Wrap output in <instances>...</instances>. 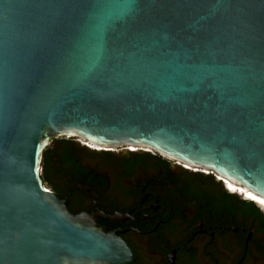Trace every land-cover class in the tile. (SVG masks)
Wrapping results in <instances>:
<instances>
[{
    "label": "water",
    "instance_id": "water-1",
    "mask_svg": "<svg viewBox=\"0 0 264 264\" xmlns=\"http://www.w3.org/2000/svg\"><path fill=\"white\" fill-rule=\"evenodd\" d=\"M64 138L264 201V0H0V264L133 260L43 183Z\"/></svg>",
    "mask_w": 264,
    "mask_h": 264
},
{
    "label": "flooded vegetation",
    "instance_id": "flooded-vegetation-1",
    "mask_svg": "<svg viewBox=\"0 0 264 264\" xmlns=\"http://www.w3.org/2000/svg\"><path fill=\"white\" fill-rule=\"evenodd\" d=\"M73 155L75 173L49 189L116 233L132 251L127 264H264V211L244 206L248 192L144 150L74 140Z\"/></svg>",
    "mask_w": 264,
    "mask_h": 264
},
{
    "label": "trees",
    "instance_id": "trees-1",
    "mask_svg": "<svg viewBox=\"0 0 264 264\" xmlns=\"http://www.w3.org/2000/svg\"><path fill=\"white\" fill-rule=\"evenodd\" d=\"M73 150L74 140L64 138L54 140L52 145L43 151L41 178L46 188H56L54 178L59 173L62 172L69 177L75 173ZM229 196L226 194V197ZM244 206L253 211V216L260 215V211L254 203H244Z\"/></svg>",
    "mask_w": 264,
    "mask_h": 264
},
{
    "label": "bare ground",
    "instance_id": "bare-ground-1",
    "mask_svg": "<svg viewBox=\"0 0 264 264\" xmlns=\"http://www.w3.org/2000/svg\"><path fill=\"white\" fill-rule=\"evenodd\" d=\"M95 148H98V149H100L99 147H95ZM129 148H131V147H129ZM195 170V169H194ZM207 173V172H206ZM216 178H218V179H220L219 177H216ZM220 180H222V179H220ZM224 182H227V181H224ZM227 183H229V182H227ZM230 185H232L231 183H229ZM233 187H235V188H238V187H236V186H234V185H232ZM241 191L242 192H246V191H243L242 189H241ZM247 196H248V198H252V199H254V200H258L259 198H257V197H255L253 194H251V193H247L246 194ZM261 200V199H260ZM262 201V200H261Z\"/></svg>",
    "mask_w": 264,
    "mask_h": 264
},
{
    "label": "snow or ice",
    "instance_id": "snow-or-ice-1",
    "mask_svg": "<svg viewBox=\"0 0 264 264\" xmlns=\"http://www.w3.org/2000/svg\"><path fill=\"white\" fill-rule=\"evenodd\" d=\"M262 203H264V201H262Z\"/></svg>",
    "mask_w": 264,
    "mask_h": 264
}]
</instances>
